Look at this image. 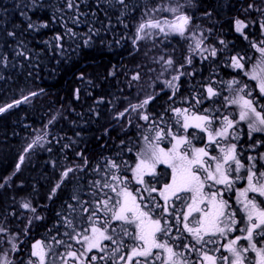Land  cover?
Wrapping results in <instances>:
<instances>
[{
    "label": "snow or ice",
    "instance_id": "obj_1",
    "mask_svg": "<svg viewBox=\"0 0 264 264\" xmlns=\"http://www.w3.org/2000/svg\"><path fill=\"white\" fill-rule=\"evenodd\" d=\"M115 2L126 7L125 0H115ZM67 6L72 8L73 0H68ZM182 7L183 5L177 4L163 9L173 14V20L162 22L149 19L145 23H141L137 28L138 39L143 40L153 35L150 32L146 33V28L156 29L158 30L157 35L162 33L165 37L170 35L184 37L192 24V18L180 11ZM251 7L252 5H249V8ZM160 10L157 8L152 11ZM234 23L235 30L247 39L243 29L247 28L248 25L239 19H236ZM44 26L46 27V25ZM28 27L33 28L35 26L29 23ZM68 31L71 32V29ZM8 35L11 36L13 33H8ZM220 43L224 44L225 42L221 40ZM202 44V40H196L195 50L199 51ZM253 46L260 54V61L251 72L244 71L243 57L233 56L229 66L243 71L244 75L256 81L260 94H264V47ZM18 54L22 55L23 53ZM210 54L215 57L216 50L213 48ZM204 59H207V57H204ZM159 60H165L164 56H160ZM191 62V58H187V63L190 64ZM173 64L174 61L171 57L165 61L166 66L170 67ZM183 67V64L179 65L176 70L177 74L166 81L167 86L173 90V95L179 88L178 81L181 75L185 74L179 70ZM131 79L139 81V73L133 75ZM237 85L238 87H234ZM227 88L233 91L234 94L230 97H223L224 104L222 107L227 108L230 105H235L239 109L238 119L230 118L232 114L218 115L219 109H215L211 113L210 110L205 109V114H192L190 117L188 115L189 109L172 108L170 106V110L177 118L176 124L179 128L184 129L185 132L189 128H195L206 133L208 143L215 145L218 149L217 154L210 153L207 146L200 148L192 146L188 135L180 133L179 128L174 133L171 126L165 122L163 128L153 129L149 127L146 130L153 134L151 137L143 135V145L137 150L136 162L133 165L121 161V164L125 165V170L132 173L135 182L144 186L143 191L148 193L147 198L140 194L138 199L137 195L129 190L128 177L119 175L120 164L115 161H109L106 165V168L114 171H111L110 175L107 171L102 173L103 183L97 180L89 185L91 200L82 199L79 193L73 194L71 199L75 203H67V212L62 216V226L66 229L64 235L69 240H75L76 243L80 244L81 249L68 251L65 254L66 257L78 260L80 264H95L98 257L96 255L89 256L88 254L92 253L93 250L104 253L109 248V245L104 244V241H108L111 245L116 246L110 252L112 264H119L120 261L124 260L131 264L133 257L143 258V260L138 259L136 264H156L157 260H161V264H186L183 259L184 253L174 250L175 247L181 246H173L167 239H164V237L171 235L172 223L167 219L170 216L176 223H183L184 230L194 241L192 250H196L195 245H201L199 250L202 257L201 264H204V262L206 264H217V258L214 255H209L207 251H203V248L208 244L222 243L221 238L227 240L223 247L231 257H220L219 259L223 264H244L246 257L243 254L249 251V247L259 258L258 264H264V248H257L256 242H254V235L264 237V207L261 206L264 205V199L259 200V202L257 200V197L264 198V171H257L256 159L252 156L247 158L250 163L246 166L239 158L235 143L229 142L226 145L220 143V141L229 140L230 138L231 140L238 139L236 133L240 129L236 125L240 121L247 123L249 138H251L252 133H264V112L257 110L246 84H241L239 80L233 79L227 82ZM206 93L208 99L221 96V92L210 85L207 86ZM31 95L35 96L36 93ZM76 95L79 98V90H77ZM24 99L27 100L28 97H24ZM153 99H155L153 95H147L141 103L131 105L132 111L140 112L141 109H146ZM19 103L20 101H15V104L18 105ZM195 103H200V100L196 99ZM11 107H13V104L0 107V113ZM127 112L128 109L119 112L114 116V119H123ZM139 119L145 122L150 121L146 111L140 112ZM161 120H163V117H161ZM151 123L155 124L156 121L152 120ZM214 124L216 127H213ZM169 137L175 143L169 150H165L160 144L161 141ZM193 138H195V134H193ZM43 139V136H37V139L25 149V152ZM185 145H187V148L182 150ZM128 151L131 152L132 148H128ZM77 155L82 154L77 153ZM260 159L264 161V153L260 155ZM23 161L24 155H21L20 163H23ZM87 164L88 160L85 157L83 163L66 167L49 194V199L56 194V191L61 188L66 180H70V174H73L71 178L74 179L75 174L83 171ZM158 165H166L171 169L170 174H158L156 171ZM19 167L20 164L18 163L17 170H19ZM261 167L264 168V164ZM242 169L245 170L243 179L246 180L247 187L243 190H237L239 193L237 199L246 217L244 226L239 229L244 235L228 239V234L237 230L235 226L239 221L236 220V212L230 210L231 206L223 198L222 189L217 188L215 191H212V189L216 185H220L224 189L230 190L233 184L241 179L239 173ZM158 175L161 177L164 175L170 176L169 180L162 183L159 188L151 180H145L146 176L155 178ZM156 183H159V180ZM3 186V184H0V187ZM206 187L208 191H205ZM152 193H157V196H152ZM249 193L254 195L250 197ZM21 207L32 212L35 220L43 219L42 216L37 214V209L30 202L22 203ZM157 209H160V211L157 212ZM177 210L180 214H177ZM58 215L61 214L58 213ZM190 217H194L191 224L189 223ZM33 218L28 220L29 226L32 224ZM114 222H117L115 226ZM7 233L8 229L0 224V234L7 235ZM24 234H27V226ZM125 237L134 242L128 253L121 252ZM179 238L176 237V239ZM16 239H18V236L8 241L11 244V250L14 252L20 250L18 244L13 242ZM53 239L55 240V237ZM241 239L248 241L249 247L239 246ZM55 243L58 245L64 244L69 249L72 248L71 244L65 243L63 240H55ZM32 247L33 251L30 255L35 257L36 260L29 259L27 264H46V256L52 250L51 246L36 242ZM183 247L187 248L188 245H183ZM153 249H159L166 255L162 258L159 253L154 254ZM213 251H219V249ZM61 259L64 260V264H67L64 256ZM99 259L107 261L109 256L101 255ZM3 264H11L6 255L3 258Z\"/></svg>",
    "mask_w": 264,
    "mask_h": 264
},
{
    "label": "bare ground",
    "instance_id": "obj_2",
    "mask_svg": "<svg viewBox=\"0 0 264 264\" xmlns=\"http://www.w3.org/2000/svg\"><path fill=\"white\" fill-rule=\"evenodd\" d=\"M26 1L35 2L37 0H0V10L7 8L21 15L24 12ZM48 1L53 2V6H56L59 3L55 0ZM180 1L184 2L182 4L183 7L181 8L183 10L193 6V12L196 16L201 14L199 11L202 8H206V6L213 7L216 5L215 0ZM125 4L126 7L116 3L115 0H73L72 8L67 7L64 11H61L59 6L58 12H61L64 15L62 23L58 26L60 33L63 34L65 39H67L66 41H75L76 35L73 31L76 29L74 23L76 19L74 18L72 11L77 13L79 9L84 6L85 9L89 10L93 15L100 18L106 17L105 22L112 24L102 28L100 33L97 31L95 32L97 27H94L90 31L89 27L87 29L86 27L80 26L79 31L92 35V37H95L94 33L96 36L117 35L122 37V39H120V37H115V42H118L119 45H121L125 43V37L127 35L126 32L124 33L120 29L119 25L122 20L131 16L134 9L138 7L143 11L144 16H140L138 19L140 23H142L148 16L151 7L154 5L151 0H125ZM249 5H252V7L249 8ZM197 8H199V11ZM219 8L221 10V20L226 22V25L224 24L218 27L219 30H222L223 35L232 34L231 28H228V22L233 23L241 15H243V17L247 16L251 21L250 18L256 12V14H258L254 21H247L246 24L248 27L244 28V31L248 33L251 32L254 27L253 23L258 25L257 20L264 16V0H228L224 8ZM260 8L261 11H259ZM213 15L214 10H211L209 17ZM164 19L166 18L163 17L160 21L163 22ZM202 20L206 19L202 17ZM261 23H264V21H261ZM206 27L209 32L215 30V28H213V23L209 19L206 20ZM69 29H71V32L68 31ZM148 30L149 28H146V33ZM157 32L158 30L154 29L150 31V33H153L152 36L140 40L137 36V30H135L134 35L129 37L132 49L130 55L133 56L129 57L128 60L135 64L137 59L134 56L139 58V56L144 54L145 50L143 51V49L146 47H148L149 50L140 58V60L147 53L148 58L158 59L162 53L160 52V48L157 47L159 41L167 42L172 40L175 41L177 39H180L181 41H183V39L190 41L186 36L180 37L178 35H173L170 38H166L162 33L157 35ZM8 33H13V35L10 36ZM20 41L21 40L14 30L3 31L0 33V47H19L24 50L26 52L25 55H27L21 57L20 76L16 83L12 84L11 81L9 83H1L0 107L7 106L8 104H13V107L0 113V133L3 131L7 132V130H11L10 128H15L16 132L20 133L28 117L35 119L37 122L43 121L45 124L44 119L50 116L49 121L42 128L37 129L31 136L15 141L19 152L18 155L12 156L6 152L4 153L3 159L0 161V184L4 185L3 187H0V196L1 194L5 196V206L0 210V224L5 226L9 222L14 210H17L18 215L14 216L19 220L22 229L18 232L12 231L11 223L9 224V234L13 232L18 236V239L13 242L18 244L20 249L19 254L23 255V250H27L30 243L43 238L44 236L47 237L56 233L58 226L62 224V222L58 221V219H61V215H58V213H61V208L58 205V199H56V197L51 198V206L55 210V213L49 211L47 214H43L37 211V214L43 217L41 220H35L32 212L21 207L22 203L32 202L30 197L25 196V184L31 183L28 182L32 178L29 176L28 170L32 168L34 162L42 159L46 156V153L55 154L60 150L68 148L66 154L63 156V161H67L66 164L55 171L54 168H51L50 175L53 178V183L60 178L61 172L66 167L83 163L85 157L88 160L87 166L83 171H79L75 175L78 176V178L83 176L87 183L97 179L99 175L109 170V168H106V164L102 163L101 159L109 162L119 155L124 157V152L129 147L131 148L134 146L135 135L142 133L136 129L135 134L134 126L133 128H127L128 126H125L120 122L121 119H114L115 115L122 112L123 105L139 104L146 97L145 93H143L140 88L133 91L131 77L137 73L142 74L151 71L154 73L152 74V77L155 82L158 77L167 76L168 73L164 61L161 62L160 67L158 62H144L139 64V68L130 70L129 74L127 71H124V68L122 67H110L107 70L108 76H106L105 81L112 93L110 96H106V94H103V89L100 88L99 85H96L95 87L92 77L83 72L85 65L90 60L89 56L84 55L82 59H78L76 55L69 54L70 51L62 52L57 45L46 46L43 41L40 40L36 41L33 46L26 48L20 43ZM134 41L136 42L134 43ZM218 47L219 46H214L217 53L215 57L211 56V51L208 52V54L200 55L193 46L192 48H188V50L185 51V55L189 57L192 56V58L190 57L192 62L187 64V66L192 67L191 72L197 71V73H204L210 70L212 71L214 67H226L228 69L227 64L229 63L226 62V58L238 56L239 53L235 55L233 53L225 52L222 48L218 49ZM30 52L32 53L29 54ZM95 52V55H97L98 52L107 55L104 50H97ZM194 53H198V55L194 56ZM81 54L83 53L80 52L78 55L80 56ZM204 57H207V59H204ZM43 59H50V66L45 69L42 67L36 68L38 75L36 78L33 76V73L28 70V66ZM119 60L120 57L118 56H115L113 59L114 62ZM181 64V61L174 59L173 69L177 70ZM52 70L54 72H59L64 81H69L70 85L73 84L72 87L74 88V91H72L71 95L61 89L60 85L54 83L47 89L41 87V85H45V72L50 73ZM179 70L180 72L185 73L184 75H181L183 78L189 77L186 73L185 67L180 68ZM227 72L233 79L239 80L241 83L245 81L244 77H239V79H237L236 76L231 74L229 69ZM40 75H42V77H40ZM77 90H79V95L84 94V98L88 99L86 102H91L92 115H87V117L83 116L88 113L90 108H88V105L85 104L84 100H75L77 97ZM32 93H36V95L33 96L31 95ZM20 94L24 97H28V99L25 100L24 97L17 98ZM193 95H195V93ZM251 96L253 97L254 95L252 94ZM15 101H20V103L17 105L15 104ZM211 106L212 105L209 104V107ZM148 107L149 105H147L145 110L146 113H150L154 116L155 112ZM69 111L75 112V119L70 117ZM139 127L140 123H137V128ZM62 135L65 136V139H61L60 136ZM37 136H43L44 139L34 144L30 150L25 152V149L33 144V141L37 139ZM84 140H88L94 146L101 140L103 141L101 146H97L95 149V157L89 155H77V153H80V145ZM191 144L197 148L206 146L203 141L197 140L191 142ZM65 145H67V147H65ZM34 148H38L41 154L31 158L29 161L25 160V158L27 159L28 157L27 155ZM263 150L264 145L263 147H258L257 149L252 150L247 156H252L258 160L260 159L261 151ZM136 152L135 148H132L134 156L132 165L135 162ZM21 155H24L23 163H20ZM18 163L20 164L19 170H17ZM97 169H99V171H97ZM38 179H36L37 191L40 197H43L44 191L48 189L50 183L47 185V182L43 178L39 177ZM30 218L33 219L32 224L29 226L28 220ZM26 226L27 234L25 235L24 231ZM20 232L22 233L18 235ZM170 232L175 233V227L172 226ZM9 247H11V244ZM58 251L59 247L56 244L48 254H55Z\"/></svg>",
    "mask_w": 264,
    "mask_h": 264
},
{
    "label": "trees",
    "instance_id": "obj_3",
    "mask_svg": "<svg viewBox=\"0 0 264 264\" xmlns=\"http://www.w3.org/2000/svg\"><path fill=\"white\" fill-rule=\"evenodd\" d=\"M56 2H59L56 6H53V2H50L48 0H37L35 2L26 1L24 12L19 15L16 12L9 10L7 8H4L0 10V33L3 31L8 30H14L16 35L21 40L20 43L26 47L29 48L35 44L36 41H43V43L46 46H53L57 45L62 52L70 51L69 54L76 55L78 59H82L84 55L89 56L90 60L85 65L83 72L89 76L92 77L93 83L96 87V85H99L100 88L103 89V94L106 96L111 95V90L109 89L105 79L107 74V70L110 67H122L124 68V71H127L128 74L130 73V70L134 68H139V64H142L144 62H157L160 67L161 62L165 61L171 57L174 61V59H177L181 61V63L184 65L186 69V73L189 76L188 78L180 77V93L181 96H183L184 93L187 94L188 99L190 101L192 99H203L205 97V94L202 90H205L204 84H207L206 77L208 74H213L214 72H217L219 70L220 72V78L215 83L210 84L215 90L221 92L220 97H213L211 99H208L209 103L206 107V109L210 110V113L215 110L219 109L218 115L224 114V113H230L234 112V110H230L228 108L222 107L224 104L223 97H230L233 95V91L229 90L227 88V82L232 81L233 78L230 76V74L227 72H231L234 76H236L237 79L239 77H244L245 81L241 84H246L248 86V91L251 92V95L254 96L251 98L254 100V103L257 106V110L264 112V94H260L259 87L256 81L251 80L248 76L244 75L243 71L237 70L233 67H230V60L231 57L226 58V62L228 69L226 67L219 68L214 67L213 70L207 71L204 73H197V71H192V67L187 66V58L189 56L185 55V51L188 50V48H192V46L195 48L196 40H202L203 44L201 49L198 51L200 55L202 54H208L214 46H219V48H222L225 52L233 53L237 55L239 53L238 57H243V63L245 64V70L251 72L253 68L259 63L260 61V54L256 51V46L264 47V23H261V21H264V16L262 18H259L258 25L254 24V27L252 28L251 32H246L243 29V33L247 36V39L244 38L243 35H241L240 32H237L235 30V21L233 23L228 22L229 26L228 28H231V35L222 33V30H219L218 27L222 25H226V22L221 20V10L219 7L224 8L228 2V0H215V4L212 6H206V8H202L199 11V8L197 10L200 15L196 16L193 12V6L188 7L186 10L180 9L181 12L187 13L192 18V24L189 26V31L185 33V36L190 39V41L184 40L181 41L180 39H177L175 41H159V44L157 47L160 48L161 56H164L165 60L161 61L155 58H148V53L140 60V58L144 55L142 54L137 58L134 56L137 60L135 61V64L132 61H129L128 58L132 57L133 55H130L131 52V41L129 42V37L134 35L135 30L139 27L141 24L138 20L140 16L143 15L142 9H139L138 7L134 9L131 16H129L127 19H123L120 23V29L122 32H126L125 37V43L119 45L118 42H115V39L117 35H97L94 33L95 37H92V35H88L84 32L79 31V27H88L90 29H93L94 27H97V30L95 32H101V29L110 26L111 24H108L105 22L106 17H98L90 13L89 10H86L85 7L80 8L77 13L74 14V18L76 21L74 22L76 25V29L73 31L76 35L75 41H66L67 39L64 38L63 34L60 33V29L58 26L63 21V13L58 12V8L60 6L61 11H64L68 6V0H55ZM154 5L151 7L148 16L145 18V20L142 23H145L149 19L153 20H161L163 17L166 18L165 20H173L174 16L172 13L168 11H164V8L176 6L177 4L182 5L184 2H181L180 0H151ZM214 4V3H212ZM161 9L160 11H152L153 9ZM211 10H214V15L209 17L211 14ZM261 11V8L259 9ZM257 13V12H256ZM254 14L249 20V18L243 17V15L239 16L237 19L244 21L245 23L252 22L256 19V16L258 14ZM202 17H204L206 20L209 19L213 23V28L215 30L213 32H209L206 27V20H202ZM29 23L33 24L35 27L29 28ZM140 23V24H139ZM139 24V25H138ZM46 25V27L44 26ZM154 29H149L147 32H150ZM203 33V35H201ZM61 36V37H60ZM173 35H170L166 38H170ZM59 37V39H57ZM116 37V38H115ZM185 37V38H186ZM122 39V37H120ZM223 40L225 43L221 44L220 41ZM108 46V47H106ZM191 46V47H190ZM205 49H207L205 51ZM215 49V48H214ZM97 50H104V52L107 55L102 54V52H98L97 55H95V51ZM80 52V56L78 55ZM18 53H23L22 55ZM30 52L29 54H31ZM26 52L22 50L19 47H11V46H3L0 47V90L2 88L1 83H16L17 79L20 76V60L21 57H25ZM198 55V53H194V56ZM203 55V56H204ZM115 56L120 57V60L117 62H114L113 59ZM126 57V58H125ZM192 58V56H190ZM3 60V61H2ZM134 64V66H133ZM50 66V59H43L37 63H34L30 66H28V70H30L33 73V76L37 78V70L36 68L42 67V68H48ZM173 66H166V71L168 73L167 76L164 77H158L156 81H153L152 73L151 71H147L146 73H142L140 75V80H132V86L133 91L136 89H139L145 93V96L147 95H153L155 99L150 102L149 109H151L152 106H155L156 111L154 114V119H156L157 124H164V118L167 115L168 107L175 105V100L170 99L168 95L164 94L163 91L165 90V87L167 86L166 81L170 80L171 77L175 74H177L176 70L173 69ZM189 73H191L189 75ZM42 77V75H40ZM203 80V81H202ZM45 85L41 87L44 89H47L49 86L56 84L60 85L61 89L65 90L66 93L71 95L72 91H74V88L72 87L73 84H69V81H64L62 79V76L59 74V72H54L53 70L50 73L45 72V79H44ZM139 84V85H137ZM151 85V87H149ZM204 87V89H203ZM234 87H238L234 86ZM101 89V90H102ZM132 91V92H133ZM197 92V93H196ZM228 92V94L226 93ZM195 93V97L193 94ZM24 97L22 94L18 95L17 98ZM73 99V98H72ZM75 100H84L85 104L88 105L87 114H84L83 116L87 117L92 115V108H91V102H86L88 100L87 98H84V94H80L79 98H75ZM154 103V104H153ZM153 104V105H152ZM209 104L212 106L209 107ZM24 105V104H23ZM127 105V104H126ZM128 112L125 114V117L120 120L125 126H128L127 128H135V121H133L132 116L134 115L131 111V105H128ZM126 108V109H128ZM201 110V109H198ZM124 111V110H122ZM69 115L72 119L76 118L74 111H69ZM161 117H163V120H161ZM233 118L234 117H230ZM50 116L45 118V124L49 121ZM138 119V118H137ZM140 120H137V123H139ZM42 122H37L35 119H32L31 117H28V119L25 121V125L23 129L19 132H16L15 128H10L11 130H7V132H1L0 133V161L4 157V153H9L12 156L18 155V148L15 144V141L20 140L25 137L31 136L33 133L36 132L37 129L42 128L45 125ZM213 127H216L214 124ZM240 131L238 132V136L241 140V148L243 149V152H247L250 150L257 149L256 144H259V147H263L264 143L261 139L262 135H255L252 137L250 141H247L248 133H245V125L244 123H240L236 125ZM139 129L142 131V123L140 122ZM135 134H136V128H135ZM61 139H65V136H60ZM103 141L96 143L94 146L91 142L88 140H84L83 143L80 145V153L82 155H89V156H96L95 149L101 146ZM246 145L247 147H245ZM130 148V147H129ZM132 148V147H131ZM67 149H63L58 151L55 154L46 153V156H44L42 159L37 160L34 162L32 168L28 170L29 176L32 177L29 184H25V196L30 197L31 199V205L35 207L37 210H40V213L47 214L50 211V206L47 207V200L45 198H39L38 191H37V185H36V179L39 177L43 178L48 187L47 190L44 191V195L46 192L49 194L56 184L58 180L53 183V178L50 175L51 172V165L54 164V171L57 169L62 168L67 161H63V156L66 154ZM34 150V151H33ZM30 153L27 155V159L25 160L29 161L31 158L40 155L41 152L38 148H34ZM124 157L122 155L117 156L113 160L116 161V163L120 164V171L119 175L121 176H127L128 177V183H130L131 178V172L125 170V165L121 164V161H126L128 165H132L133 162V153L132 151H128V149L124 152ZM102 163L108 164L107 161L101 159ZM262 163L257 164V168L263 169L261 167ZM57 167V168H56ZM112 169H109L107 172L109 175L111 174ZM73 174H70V180H66L64 184L61 186V188L56 192V194L53 196L54 198L57 197V199L62 198V205H61V219H58V221L62 220V216L66 214L67 209L64 207V205H67V203H73L71 197L74 193H79L80 195H83L84 192L89 191V188H87L88 184L84 177H80L75 182L73 181L78 176L75 175V178L72 179ZM104 177L99 175L97 179L93 180L97 181L100 180L101 183H103ZM39 180V179H38ZM90 182V183H92ZM71 184L72 189L68 193V196L63 198V190L65 187L69 186ZM35 190V192H34ZM107 191V189H105ZM5 206V196L1 194L0 196V210L3 209ZM18 215L17 210L15 209L12 213L9 222L4 226L8 229L7 235L0 234V255L3 253L4 247L2 243L3 237L6 238L9 235V224H11V230L18 232L20 229H22L19 220L15 218V216ZM60 227L64 228L62 224L58 226L57 232L47 236L40 238L36 241H33L32 243L35 244L36 242H42L43 245L46 246V244L49 241H54L53 237L55 239L58 237V231ZM22 232L18 233L20 235ZM31 233V232H30ZM16 236L15 233L11 232V239H13ZM178 244H182L181 240H177ZM31 244V243H30ZM32 244V246H33ZM58 245V244H57ZM61 244L58 245V247ZM30 247V249H27L26 252H28L27 257L30 256L31 252L33 251V247ZM22 255L15 258L18 264H21ZM34 261L36 260L35 257H32ZM11 258H9L10 260ZM14 263V260H13Z\"/></svg>",
    "mask_w": 264,
    "mask_h": 264
},
{
    "label": "rangeland",
    "instance_id": "obj_4",
    "mask_svg": "<svg viewBox=\"0 0 264 264\" xmlns=\"http://www.w3.org/2000/svg\"><path fill=\"white\" fill-rule=\"evenodd\" d=\"M144 50H145V52H144V54H145L149 50V48L146 47L145 49H143V51ZM219 78H220V72H219V70L217 72H214L213 74H208V76L204 80V82L207 80L206 81L207 84H204L203 86H205V85L209 86L212 83H216V81ZM207 86H205V90H202L204 92V94H205V97L203 99H199L200 100V103H198V104L195 103V100L196 99H192L191 101H190V99H188V102L185 103V104L182 103V102H178V103L176 102L175 105H173L171 107L172 108H180V109H184V108L189 109L188 115L190 117H191L192 114H205L204 113V110L206 109V107H207V105L209 103L208 98H207V93H206ZM226 93L228 94V92H226ZM193 96L195 97V95H193ZM126 108H128V105H123L122 110H125ZM227 108L230 109V110H234V112L229 111L230 113H228V114H232V115H230V117H234V119H238L239 109L235 105H230ZM198 109H201V110H198ZM142 112H145V111H142ZM132 119H133V121H135V128L136 129H137V120H140V122L142 123V128H143V130H142L143 133H140V134H136L135 135L134 146L132 148H135V150L137 151L138 147L141 148L142 145H143V139H142L143 138V135H149L151 137V134L152 133L146 131L149 127H151V125H150L151 124V121L145 122V121L139 119V116H138V113L137 112L134 113V115L132 116ZM176 119L177 118L175 117L174 113L170 110V107H168L167 115L165 116L164 121L167 122V124L169 126H171L172 129L173 128H177L178 129L179 126L176 124ZM165 122H164L163 125H161L159 123L157 124V122L155 124L156 125H161L162 126L161 128H163V127H165ZM240 123H244V125H245V129H244L245 130V133H248L247 123L246 122H243V121H240L239 123H237V125L240 124ZM179 132L188 135V137L191 140V142L196 141L197 140L196 139V136H198L199 137L198 141H203L205 144H208V140H207L206 133L201 132L199 129L189 128L185 132L184 129L179 128ZM193 134H196L195 135V138H193V136L190 137V135H193ZM255 135H262L261 136V139L264 141V133H252L251 134V138H249V134H248L247 141H250L252 139V137H254ZM229 142L235 143L236 145H239L241 143V141L238 143V142H235V140H231V138L229 140H222V141H220V143L222 145H226ZM168 145L169 146H167L165 148V150H169L172 147L173 143L171 142ZM256 147H259V144H256ZM198 148H200V147H198ZM210 153H212L214 155L218 153V149L216 148L215 145H212V148H211ZM246 153L247 152H245L244 154H246ZM262 153H264V150L261 151V154ZM242 156L243 155L239 154V157H242ZM136 158L137 157L135 156V162H136ZM243 158H244V161L243 162L246 164L248 162L247 161L248 156L247 155H244ZM112 161H115V160H112ZM259 163H264V161H262L261 159L256 160V164H259ZM158 166L163 167L165 169H169L166 165H158ZM51 168H54V164L51 165ZM243 171L244 170L242 169L241 172L239 173V176L241 177V179L237 180L238 182L237 181L235 182L237 184H240V186L235 185L234 188H233L234 191H232L231 189L230 190L229 189H224L223 186H220V185H216L212 189V191H215L217 188L222 189V191H223V198L225 200H227V198H225V195H228V198H230V199H232L234 201V202L229 203V205L231 206L230 210L233 209L237 213V215L239 216L238 218H236V220L239 221V223H237L238 226H235L237 230L229 233L228 234V239H232L234 237L244 235L243 233H241L239 231V229L244 226V223L246 221V217L244 215L242 206L239 204L238 199H237L238 194H239L237 190H243V188L247 187L246 180L242 181V179H243V175H242ZM170 172L171 171H168L167 173L170 174ZM148 178H149V176H146L145 177V180L148 179ZM78 179L79 178L77 177L73 181L75 182ZM129 181H130V183H128V188L135 195L138 194L140 191H142V189L144 188L143 185H139L138 184V186H137V188L135 190V183L136 182H135V180L132 177V173H131V178H130ZM209 183H211V182H209ZM90 184L91 183H89L87 185L88 186L87 188H89V185ZM71 189H72L71 184L69 186H67V187L64 188L63 195H62L63 198H65V197L68 196V193L71 191ZM205 191H208L207 187L205 188ZM34 192H35V190H34ZM89 192H90V188H89V191H86V192H84L83 195H80L81 198L84 199V200H91L92 197L89 194ZM49 194H50V190H49ZM49 194L46 192V194L43 197H40L39 194H38V196H39V198H45V200H47L49 198ZM112 195H114V194H112ZM253 195L254 194L249 193V196L250 197L253 196ZM56 199H57V197H56ZM257 199H259V197H257ZM262 199H264V198H261V200ZM160 202L162 203L163 201H160ZM258 202H259V200H258ZM62 203H63L62 202V198L61 199H58V205H59L60 208H61ZM73 203H75V202H73ZM50 205H51V199H48V201H47V207L50 206ZM261 206L264 207V205H261ZM64 207L67 209V205H64ZM49 209H50V211L52 213H55V210L53 209L52 206ZM37 211L40 213V210H37ZM177 214H179V213H177ZM193 218L194 217H190L189 218V223L190 224H191ZM167 219L169 221H171L172 226L175 227V233H171V235H169L166 238L171 245L175 246L176 243H177V240H181V239H183V238H185L187 236L190 237L189 242L190 241H193L192 240V237L184 230L183 223H179V224L176 223L173 220V218L170 217V216L167 217ZM60 222H62V220ZM115 223H117V222H114V226H115ZM65 231H66L65 228L60 227V229L58 231V237L55 240H63V241H65V243L71 244L72 245V248L71 249L66 248L64 246V244H61L59 246L58 256H56L57 255L56 253L55 254H48L47 253V256H46L47 263L46 264H64V260L61 259L62 256L65 257V259L67 261V264H80V262L78 260H75V259L70 258V257H66V255H65L68 251H75L77 249H81V245L80 244L76 243L75 240H69V238L64 235V232ZM176 237H180V238L179 239H176ZM9 240H12L11 239V234H9L6 238L3 237V239H2V243H3L4 250H3V253L0 255V264H3V258H4L5 255L7 256V259L8 260H9V258H11L9 260V261H11V264H18L17 261L15 260V258H17V257H19L21 255L19 254V251H15L14 252V251L11 250V247H9L10 243H8ZM55 240L54 241H49L46 244V246H51V248L54 247L56 245ZM221 240H222V243H218L217 246L205 247L203 249V251H207L209 253V255H214L217 258V260L220 257H222L223 255L230 257V254L228 252H226L224 250V247H223V245L227 243V240H224L223 238H221ZM254 242H256L257 248H264V237H260L259 238V236H255L254 235ZM126 243H128V244L126 245ZM132 243L133 242L129 238L125 237L124 245L121 246V252L122 253H128L130 251V245ZM32 244L33 243L29 244V246H28L27 249H30V247L32 246ZM239 246L249 247L248 241H246L244 239H241L239 241ZM114 247H116V246L115 245H109L108 250L105 251L104 253H99L96 250H93V252L90 253V254H88V255L89 256L96 255L98 257V260L97 261H99L100 264H103L105 260H100L99 259V256L104 255V256L111 257L110 256V252H111V249L114 248ZM214 249H219V251H213ZM174 250L177 251V252H183L179 247H175ZM26 251H27L26 249L23 250V255H22L21 259H19V260H21V264H27V262L29 261V259H32L34 261V259L31 257V255L29 257H27L28 252H26ZM243 255L246 257L245 260H255V259L257 261L259 260V258L257 257L256 253L254 251H252L250 247H249V251L247 253H244ZM138 259L139 260H143V258H140V257H133L132 260H131V264L136 263ZM183 259L186 262V264H201L202 257H201V253H199V255H197V256H195L194 254H185L184 253ZM13 260H14V263H13ZM125 261L126 260L120 261L119 264H124ZM95 264H97V263L95 262ZM126 264H128V262ZM156 264H158V262H156ZM204 264H206V262H204ZM218 264H220V263H218ZM221 264H223V263H221Z\"/></svg>",
    "mask_w": 264,
    "mask_h": 264
},
{
    "label": "flooded vegetation",
    "instance_id": "obj_5",
    "mask_svg": "<svg viewBox=\"0 0 264 264\" xmlns=\"http://www.w3.org/2000/svg\"><path fill=\"white\" fill-rule=\"evenodd\" d=\"M178 84H179V86H180V81H178ZM163 93L166 94V95H168V96H171L172 99L175 100V103H176V102H177V103H178V102H182V103L185 104V103L188 102V96H187V94L184 93L183 96H181L180 88H178V90H176L175 93H174V95H173V90H172L171 88H169L168 86H166V87H165V90L163 91ZM153 100H154V99H153ZM153 100H152V101H153ZM140 103H141V102H140ZM153 104H154V103H153ZM153 104H152V105H153ZM145 110H146V109H141L140 112L145 111ZM151 110H152V111H156L155 106H152V107H151ZM134 112H135V111H134ZM140 112H137V113H138V116L140 115ZM147 114L149 115V117H152V115H151L150 113H147ZM152 120H154V118H153ZM154 125H155V124H152V123H151V128L155 129V126H154ZM173 129H174V128H173ZM173 129H172V130H173ZM137 131L143 133V131H141L139 128H137ZM173 132L176 133L177 130H174ZM195 135H196V134H195ZM192 136H193V135H190V137H192ZM171 142L174 144V141H172L171 138H170V139H165V140H163V142H161L160 146L163 147V148H166L167 146H169L168 144L171 143ZM192 146H194V145H192ZM194 147H195V146H194ZM184 148H187V145H186V146H183L182 150H184ZM251 151H252V150L248 151V154H249ZM239 154H240V153H239ZM156 171H157L158 174H159V173H165V174H168L167 172H168V171H171V169H165V168H163V167L157 166ZM169 178H170L169 175H164L163 177H161V176L158 175V176L155 177V178H154V177H149L148 179H146V181L151 180V181L156 185V187L159 188V187L161 186V184L164 183V182H167V181L169 180ZM157 180H159V183H156ZM137 186H138V184L135 183V190H136ZM143 189H144V188H143ZM143 189H142V191H140L138 194H136L138 199H139V195H140V194H143V196L146 197V198L148 197V193H147V192H144ZM152 196H157V193H152ZM156 211L159 212L160 209H157ZM133 243H134V242H133ZM104 244L111 245L110 242H105ZM127 244H128V243H126V245H127ZM131 245H132V244H131ZM131 245H130V247H131ZM96 263H97V264H100L99 261H96ZM126 263H127V260L125 261L124 264H126ZM103 264H112L111 257H109V259H108L107 261H104Z\"/></svg>",
    "mask_w": 264,
    "mask_h": 264
}]
</instances>
